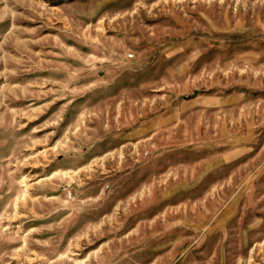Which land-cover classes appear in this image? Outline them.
Wrapping results in <instances>:
<instances>
[{
	"label": "rangeland",
	"instance_id": "rangeland-1",
	"mask_svg": "<svg viewBox=\"0 0 264 264\" xmlns=\"http://www.w3.org/2000/svg\"><path fill=\"white\" fill-rule=\"evenodd\" d=\"M0 264H264V0H0Z\"/></svg>",
	"mask_w": 264,
	"mask_h": 264
},
{
	"label": "bare ground",
	"instance_id": "bare-ground-1",
	"mask_svg": "<svg viewBox=\"0 0 264 264\" xmlns=\"http://www.w3.org/2000/svg\"><path fill=\"white\" fill-rule=\"evenodd\" d=\"M21 202H22V201H21ZM23 202H24V201H23ZM23 202H22V203H23Z\"/></svg>",
	"mask_w": 264,
	"mask_h": 264
}]
</instances>
